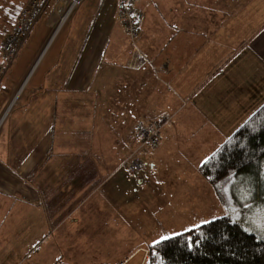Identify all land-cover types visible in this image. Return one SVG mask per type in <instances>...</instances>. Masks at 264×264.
<instances>
[{
	"label": "rangeland",
	"instance_id": "obj_1",
	"mask_svg": "<svg viewBox=\"0 0 264 264\" xmlns=\"http://www.w3.org/2000/svg\"><path fill=\"white\" fill-rule=\"evenodd\" d=\"M58 8L56 5L53 11V17H56L52 24L54 31L45 45H51L58 33L53 38L57 26L66 24L74 11L62 21V14L58 15L61 6ZM241 16L236 15L233 20L236 31L234 43L227 48L217 46L220 52L215 67L204 79V85L198 89L195 99L188 102L183 100L180 105H155L154 96V105L151 106L156 120L152 123L163 120L167 123L161 131L164 136L159 151H155L158 147H145L139 152L138 158L144 170L137 181L132 180L122 167L129 157L126 154L129 151L122 148L124 143L112 119L113 112L109 114L105 111L107 115L97 120L95 127H90L88 131L94 143L102 148L101 151L105 150L114 157L107 160L105 183L91 189L88 196L71 198L70 203L65 197H60L58 202L64 204L58 207L57 213L52 205L53 200L46 199L42 206L31 207L30 216L22 217L21 223L14 220L21 216H5L2 210L5 206L0 205V264H15L21 259L23 264H115L128 253L140 249L132 262L136 264L148 247L160 241L162 236L171 238L229 214L233 217L234 212L242 211L236 208L233 199L235 189L241 183L249 191L248 201L254 197L252 201H258L252 181L244 178L232 184L229 192L233 197L230 209H227L199 172L200 165L264 104V46L262 42H251L258 28L254 23L244 24ZM236 28L243 29V33ZM214 46L204 47L203 53L210 48L214 53ZM259 46L263 48L259 49ZM41 53H38V58ZM21 56L14 66L20 65ZM35 61L30 67L31 61L20 65L18 73L9 81L13 85L16 83L14 89L6 83L8 71L5 74H2L3 70L0 71V162L5 161V152L22 148L23 144L34 145V141L30 143V140L36 130L41 136H48L53 131L55 139H58L62 136L60 129L66 130L65 135L71 129L72 134L74 130L76 136H81L89 127L88 123L85 126L83 107H76L72 115L59 110L54 113L52 105H58L55 104L56 97L60 96L30 86L29 81L37 69ZM21 78V83H18ZM233 88L238 89L235 93L239 105H228L229 99L235 96V93L231 94ZM210 95L216 96L217 105L207 104ZM36 105L44 108L43 120L38 118ZM43 143L45 148L47 141ZM138 148L140 145L133 150ZM50 156L51 153L40 165L46 161L50 164ZM2 170L0 166V178L4 180ZM27 182L32 184L33 179ZM13 198L14 201L19 199L17 195ZM242 201L238 202L242 205ZM245 223L239 224L246 232L260 239V236L264 237V217L261 214L247 217Z\"/></svg>",
	"mask_w": 264,
	"mask_h": 264
},
{
	"label": "crops",
	"instance_id": "obj_2",
	"mask_svg": "<svg viewBox=\"0 0 264 264\" xmlns=\"http://www.w3.org/2000/svg\"><path fill=\"white\" fill-rule=\"evenodd\" d=\"M6 2L9 6L11 0ZM136 8L141 14L136 44L143 56L136 67H131L130 43L118 20L116 0H86L71 13L65 26L59 27L51 45L47 43L42 49L36 59L39 60L36 68L40 67L31 86L60 96L56 97L58 105H52L54 113L59 110L72 115L76 107H83L85 126L88 123L89 127L81 136H76L74 130L72 134L71 129L65 135L66 130L60 129L62 136L58 139L53 131L41 136L36 130L30 140L34 145H25L20 139L23 144L17 148L20 151L5 152L2 163L10 166L2 170L4 180L0 178V196H3L0 205L5 206L2 209L5 216L17 214L21 221L14 220L21 223L22 217L30 216L31 207L42 206L49 198L57 213L58 207L64 204L58 202L60 197L70 203L71 198L88 196L91 189L105 183L107 160L114 157L94 143L88 132L90 127H95L97 120L107 115L105 111L113 112L112 119L124 143L122 148L129 151L121 152L130 154L138 143L139 123L156 120L151 106L154 96L155 105H180L183 100L195 99L204 79L215 67L218 47L227 48L234 43L236 15H243L244 24L254 23L258 29L250 41L262 42L264 46V0H137ZM53 18L52 15L48 19L52 22ZM45 19L43 15L35 29L47 23ZM236 30L243 33V29ZM212 44L214 53L212 48L203 53L204 47ZM48 49L49 55L45 57ZM236 90L233 88L231 94ZM210 96L207 104L217 105L216 96ZM238 99L235 93L228 105H239ZM39 106L42 105H36L35 109L39 111L38 118L43 120L44 108ZM38 118L36 113L35 119ZM21 138L28 140L26 136ZM50 153V164L46 161L40 165ZM31 178L32 184L27 182ZM15 195L20 200L14 201ZM138 250L116 263L120 264ZM22 261L15 264H23Z\"/></svg>",
	"mask_w": 264,
	"mask_h": 264
},
{
	"label": "trees",
	"instance_id": "obj_3",
	"mask_svg": "<svg viewBox=\"0 0 264 264\" xmlns=\"http://www.w3.org/2000/svg\"><path fill=\"white\" fill-rule=\"evenodd\" d=\"M28 1L25 3L22 0L20 2L11 0L7 6L6 0H0V71H4L2 74L8 71L7 79H9L6 80V83L13 89L16 83L14 85L9 83L10 79L12 80V76L18 73L21 64L31 61L28 66L30 67L31 63H34L35 57L38 58V53L42 51L48 37L54 31L52 24L56 20L52 19L50 22L51 19L48 18L53 15L58 0H50L45 5L32 30L24 39L18 41L16 53L11 57L6 56L3 45L12 37ZM136 4L137 0L134 9L139 13ZM117 14L120 22L118 8ZM43 15L46 18L45 21L48 19V22H44L42 26L35 29V25ZM121 27L125 32L122 24ZM49 49L45 57L49 55ZM20 54H22L19 61L20 65L14 66ZM35 73L36 71L29 84H31ZM20 75L22 76V74ZM25 76L26 73L23 78ZM23 78L18 83H21ZM163 122L140 123L137 126V145L141 144L138 135L139 128L157 124L160 125L159 145L162 136L161 131L167 121L163 120ZM144 148L140 147L132 152L137 150L140 152ZM1 163L0 166L4 169L10 167H7L6 163L4 166ZM199 172L211 185L218 199L227 209H230L231 197H233L229 192L232 184L244 178L252 181V189L258 195L256 196L258 201L256 203L252 201L255 197L250 202L248 201L249 191L241 183L235 189L233 199L236 208H241L242 211L234 212L233 217L229 214L173 236L166 241L150 245L146 250L148 253L146 264H264V237L260 236L262 239L257 238L246 232L239 224H243V222L246 224L247 217L252 218L256 214H261L264 217V104L200 165ZM239 200L244 201H242V205L238 202ZM245 204L246 206H244Z\"/></svg>",
	"mask_w": 264,
	"mask_h": 264
},
{
	"label": "built area",
	"instance_id": "obj_4",
	"mask_svg": "<svg viewBox=\"0 0 264 264\" xmlns=\"http://www.w3.org/2000/svg\"><path fill=\"white\" fill-rule=\"evenodd\" d=\"M50 0H29L27 6L20 19L17 22L14 33L10 39H8L4 45L3 50L6 56L11 57L16 53L18 41L24 39L28 33L32 30L37 19L42 14L45 5ZM84 0H58L57 8L61 6V10L58 15L62 14L61 20L64 21L70 15V13L78 8ZM117 8L119 12V18L122 26L127 33L131 57L132 68L136 67V63L143 60L142 53L139 51L136 39L139 33V26L141 24V15L134 9L136 0H116ZM68 7H67V6ZM66 9V10H65ZM65 11V12H64ZM139 140L141 141L140 147L156 148L158 146V139L160 135V125H153L151 127H141L138 130ZM139 152H132L129 157L123 162L125 172L131 176V179L137 181L139 175L144 167L143 163L138 158ZM138 256V253L125 259L120 264H132L134 259ZM148 260V253L145 251L140 259L139 263L146 264Z\"/></svg>",
	"mask_w": 264,
	"mask_h": 264
},
{
	"label": "snow or ice",
	"instance_id": "obj_5",
	"mask_svg": "<svg viewBox=\"0 0 264 264\" xmlns=\"http://www.w3.org/2000/svg\"><path fill=\"white\" fill-rule=\"evenodd\" d=\"M167 239H169V237H167V236H162V237L160 238V241H157L156 243H160V242L166 241Z\"/></svg>",
	"mask_w": 264,
	"mask_h": 264
},
{
	"label": "water",
	"instance_id": "obj_6",
	"mask_svg": "<svg viewBox=\"0 0 264 264\" xmlns=\"http://www.w3.org/2000/svg\"><path fill=\"white\" fill-rule=\"evenodd\" d=\"M58 29H59V26H57V28H56V30H55V32H54V34H53V37H54V35H55V33L58 31ZM47 48V47H46ZM39 61V60H38ZM38 61L35 63V67H36V65H37V63H38ZM34 66H33V68H34ZM33 70V69H32Z\"/></svg>",
	"mask_w": 264,
	"mask_h": 264
},
{
	"label": "bare ground",
	"instance_id": "obj_7",
	"mask_svg": "<svg viewBox=\"0 0 264 264\" xmlns=\"http://www.w3.org/2000/svg\"><path fill=\"white\" fill-rule=\"evenodd\" d=\"M58 10H59V8H58Z\"/></svg>",
	"mask_w": 264,
	"mask_h": 264
}]
</instances>
